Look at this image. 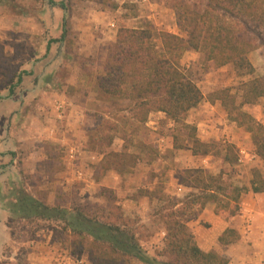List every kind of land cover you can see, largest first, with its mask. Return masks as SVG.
<instances>
[{
  "label": "rangeland",
  "instance_id": "rangeland-1",
  "mask_svg": "<svg viewBox=\"0 0 264 264\" xmlns=\"http://www.w3.org/2000/svg\"><path fill=\"white\" fill-rule=\"evenodd\" d=\"M103 1L115 3L116 8H104L100 0H0V113L5 114V119H0V264H25L24 255L28 247L35 241L41 242L49 226L55 224L36 218L23 221L13 216L8 205L21 191L39 200L46 197L45 203L50 206L55 203L56 197L64 199L63 203L59 200L56 203L65 208L80 203L81 207L93 212L98 205L107 206L106 215L112 222L117 219L118 208L122 223L137 234L146 255L160 261L165 236L162 239L160 235L163 224L158 213L168 206L169 201L165 199L172 197L175 188L179 189L175 185L178 184L177 180L188 185L192 176L189 170H202L213 176L221 174L222 179L233 187L247 191L251 181L260 186L259 181L264 180V163L254 156L250 135L231 118L235 113L231 107L237 108L264 127V97L250 102L252 98L248 92L250 81L264 75V48L259 47L248 55L253 67L251 74L239 71L232 65H215L207 61L202 52H186L180 64L185 75L194 81L203 94L202 101L185 115L186 126L170 122L157 112L148 114L146 121L139 123L130 115L126 102L118 101L117 105L112 101H103V104H96L91 102V98L89 102L85 99L91 91L89 87L92 82L97 83L102 77L106 79L103 69L108 63L113 44L106 43L100 48V54L85 57L80 54V49L89 47V42H86L90 36L88 31H95L97 27L96 35H102L101 20L111 15L117 25L116 33L120 28H139L150 23L156 32L171 34L177 31L179 36L184 37L186 34L179 28L181 21L178 10L199 12L205 2ZM247 1L260 3L264 9V0ZM88 21L95 26L87 29L85 24ZM182 25L190 26L189 22H182ZM62 29H66V32L60 40ZM155 42L161 46V39L156 38ZM17 75L21 78L20 82L10 95L8 89L15 83ZM35 87H38L36 93L27 94ZM61 95L66 99L75 96L70 101L72 105L64 99V104L58 106ZM117 97L112 96L114 100ZM220 97L227 99L230 106L226 109L231 110L232 116L224 109ZM11 100H14V104L10 108ZM14 112L21 115L16 127L12 126L11 120ZM95 113L100 117L110 114L106 116L110 117L108 121L118 129V139L113 142L110 151L123 150L121 138L126 143L124 151L132 155L136 162L134 170L121 176L119 189L112 191L114 200L107 197L101 201L92 197L87 199L92 194L83 190L81 183L67 182L64 177L62 180L65 174L63 169H58L59 173L52 177L43 174L44 149L52 147L57 161H65L70 143H77V140L83 143L87 131L90 134L94 132L90 115ZM61 114L69 117L68 127L71 130L66 136L60 135L67 124ZM56 135L59 137L57 141L53 140ZM193 135L206 144L207 155H192L185 149L192 146ZM159 136L168 138L163 154L157 148ZM171 136L175 138L174 149ZM238 147L249 155L240 153ZM196 178L199 180V174ZM192 193L197 195L199 191L193 189L186 192L181 189L179 194L180 197L188 194L186 200L189 198V202L191 198L188 196ZM246 194L240 198V211L235 215L229 214L234 205L230 191L226 198L223 193L219 194L216 204L208 203L205 206L212 207L214 212L218 209V212L225 213L228 221L232 216L233 223L248 225L252 222L249 217L252 201L245 198ZM125 196L137 201H143L141 199L146 196L147 215L136 212L133 206L127 210L122 207L120 199ZM203 226L208 225L204 223ZM59 236L58 233L54 235ZM232 239L235 237L230 231L222 237L226 243ZM13 257L18 260L13 261ZM130 264L145 263L134 258Z\"/></svg>",
  "mask_w": 264,
  "mask_h": 264
},
{
  "label": "trees",
  "instance_id": "trees-1",
  "mask_svg": "<svg viewBox=\"0 0 264 264\" xmlns=\"http://www.w3.org/2000/svg\"><path fill=\"white\" fill-rule=\"evenodd\" d=\"M203 1L205 5L199 12L178 10L181 21L179 28L186 34L184 37L156 32L150 23L139 28L118 29L108 63L103 69L106 79L102 77L97 82L99 99L117 105L119 100H127L130 115L139 123H144L149 113L161 112L173 123L186 126L185 115L202 101L203 95L194 81L185 75L180 64L185 52H202L206 60L215 65H232L239 71L253 73L247 55L259 47L264 48L262 5L247 0ZM100 2L104 8H116L113 2ZM182 22H189L190 28L182 25ZM65 32L66 29H62L60 40L64 38ZM156 38L161 39L160 47L155 42ZM20 79L17 75L15 83L9 87L10 95ZM248 92L252 98L250 102L264 97V75L250 81ZM112 96L118 97L114 100ZM220 99L229 116H232L231 110L235 111L232 121L244 127L251 137L256 156L264 163V127L240 109H226L230 106L227 99ZM92 120L95 129L92 134L89 133V148L102 155L96 175L107 170L121 173L132 168L135 164L132 155L125 151L115 153L107 150L117 127L99 116H93ZM191 138L192 146L185 149L192 152V155H207L209 151L206 144L198 141L194 135ZM44 151L43 174L52 177L59 171L57 156L52 147ZM189 171L192 176L189 177L188 186L198 190L199 194H190L189 202L186 197H169L165 199L169 201L168 206L158 213L166 231L160 261L146 255L137 234L122 223V214H119L118 208L117 219L112 222L109 215H106L107 206L98 205V209L91 212L79 205L69 212L59 205L46 204L45 197L39 200L21 191L9 203L8 209L13 216L23 221L36 218L59 225L58 230L54 228L52 239L75 257L86 255L91 264H130L134 258L145 264H226L224 257L212 251L206 253L200 250L186 224L195 220L206 204H216L219 194L223 193L226 198L228 191L232 193L234 202L233 211L229 214L235 215L240 211V197L247 189L233 187L230 182L222 179L221 174L213 176L202 170ZM198 174L199 180L196 178ZM259 182L260 186L255 181L250 182L253 193L264 192V180ZM98 195L104 199L115 198L111 190L104 188L99 189ZM192 205L196 209H191ZM215 213L226 218L225 213L218 212V209ZM55 233L60 236L54 237Z\"/></svg>",
  "mask_w": 264,
  "mask_h": 264
},
{
  "label": "crops",
  "instance_id": "crops-1",
  "mask_svg": "<svg viewBox=\"0 0 264 264\" xmlns=\"http://www.w3.org/2000/svg\"><path fill=\"white\" fill-rule=\"evenodd\" d=\"M111 17L112 16L110 15V17L107 16L104 18V20L103 19L101 20L103 24H102V27H100V34L102 35H96L95 31L97 30V27L95 31H88V35L90 36L87 37L86 42H89V47L81 48L80 54L85 55V57L100 54L101 53L100 48L102 47V45H105L106 43L112 44L115 42L117 25L115 21L113 20V18ZM94 26L95 25H92L89 21L85 24V27L87 29H91ZM171 34L178 35V32L173 31V33ZM248 55H247V58H248ZM73 86H75V83L73 84ZM89 89H91V91L88 92L87 97H85V99L88 100L89 102L91 98L92 100L91 102H95L96 104H99V103L103 104V100L99 99L98 97L99 93H98L96 81L92 82V86L89 87ZM37 90H38V87H35L34 89L28 90L27 94L30 93L32 95L36 93ZM74 98L75 96L71 97V99H74ZM25 99L26 97H24V100ZM64 99L66 100V102L72 105V103L70 102L71 101L70 98L66 99L65 96L63 97V95H61L59 97L58 106H61L64 104V101H63ZM121 101L123 100H119V102ZM9 102H10L9 106L11 108L12 105L14 104V100H11ZM123 102L127 103V100ZM96 107H98V105ZM157 113L163 114L161 112H157ZM4 115L5 114L0 113V119H5ZM107 115L110 116V114H107ZM107 115L105 114V117L103 116L102 118L105 120H109L110 117L107 118L106 117ZM20 116H21L20 114L15 113V112L12 114L11 120H12L13 127H16L18 125L17 123H18V120L20 119ZM93 116L100 117L101 115L98 113L90 115V117H93ZM163 116L167 119V117L164 114ZM59 117H60V114H59ZM62 118H65L67 120V124L63 126L65 130L63 133L60 132L61 133L60 135L66 136L68 132L71 130L68 127L69 117L62 115ZM117 132L114 135L112 144L115 140L118 139ZM86 137H87L86 141L84 140L83 143L82 141H78V140H77V143H74V144L70 143V145L67 147L68 153L65 158V161L63 162L58 161V166H59V169H61V171L63 169L65 173L62 176V180L64 177V180H66L67 182L81 183L83 186V190H85L86 192L88 191L90 192V194H92V196L88 197L87 199L92 197L95 200L101 201L102 198L101 196L98 195L99 189L104 188V189H109L111 191L119 189L118 185L122 181L121 176L125 174H129L132 170H134L136 167L135 166L136 162L132 168H128L125 171L126 173L125 172L120 173V172H116L113 170H107L97 176L96 169L102 159V155L89 148V144L87 142L88 137H89L88 131L86 133ZM171 138L174 140V137L171 136ZM58 139L59 137L57 135L53 136V140L57 141ZM120 141L123 143V147H122L123 150L120 149V150L112 151V152L116 153V152L124 151V146H126L125 145L126 143L121 138H120ZM167 143H168V138H165L164 136H159V138L157 139V144H158L157 148L162 154L165 151L164 146ZM112 144L110 145V148L107 149L108 151L111 150ZM172 148L173 149L175 148L174 141L172 143ZM238 149L240 153L246 154L247 156L249 155L247 154L246 151L241 150L240 147H238ZM254 156L257 157L256 154ZM67 169H69V171ZM58 173L59 171L56 172L55 175H57ZM177 181H178V184L175 183V185L179 189L175 188V191L172 192V197L183 199L188 194H186L183 197H180L179 193H181V189H184L187 192V190H193V188H191L188 185L186 186L183 185L179 180ZM246 192L247 194L245 195V198L250 199L252 201V207H251L252 212L249 215L252 222L250 224L241 225V224L233 223L232 216L230 220L228 221L227 217L224 218L222 215L216 214L213 211V208L210 206H205V208H203V210L201 211V213L195 220H191L187 222L186 224L188 230L193 235L194 241L196 245L198 246V248L202 250L203 252L207 253V252L212 251L218 254L219 256L224 257L227 260L226 264H264V201H263L264 192L253 193L249 188V190L245 191L241 195V197ZM54 199L61 201V203H63V200H64L63 198H57V197ZM56 200H54L55 203L53 202V204L59 205L60 207L68 210L69 212H72V210L78 207L80 204L78 203L76 206L73 205L70 208H65L62 205H60L58 202L56 203ZM141 200L143 201H137L136 199L126 198L125 196L122 199H120V203L122 204V207L123 206L126 207V210L127 208H131L130 206H133L137 210L136 212L141 211L142 215L144 214L147 215V211H146L147 206H146V201H145L147 200V197L145 196ZM204 223H206L208 226L207 227L203 226ZM1 227L2 226H0V230H1ZM58 227L59 225L57 224H53L49 226L50 230L48 229L43 234L44 239H40L41 242L35 241L32 243L31 247L27 246L28 250H27V253H25L24 255V257H26L25 264H91L88 261L86 255L75 257L71 255V252L69 250L63 249L60 243L52 239L53 230L54 228H57L58 230L59 229ZM160 230H161L160 232L161 238L164 239V236H165L164 227L161 226ZM227 231H230L231 233H233L235 239H232L226 243L224 241H221L220 238L225 236ZM37 247L38 249H36ZM15 256L17 255L15 254ZM12 260L16 261L18 260V258L13 257Z\"/></svg>",
  "mask_w": 264,
  "mask_h": 264
}]
</instances>
